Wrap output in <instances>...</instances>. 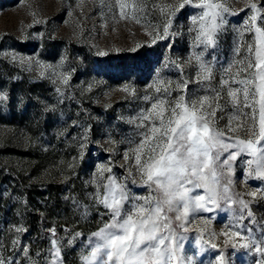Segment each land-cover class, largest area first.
I'll return each mask as SVG.
<instances>
[{
	"label": "snow or ice",
	"instance_id": "6c2138e0",
	"mask_svg": "<svg viewBox=\"0 0 264 264\" xmlns=\"http://www.w3.org/2000/svg\"><path fill=\"white\" fill-rule=\"evenodd\" d=\"M99 3L110 10L118 8L121 19L140 23L151 16L159 21L147 20L152 28L146 31L149 41L137 43L130 51L158 41L171 48L186 27L189 53L183 59L165 57L162 69L144 89L122 87L126 98L136 105L132 115L117 117L132 126L130 134L117 141L107 131V140L101 143L91 139L88 125L75 138L77 155L67 165L72 171L64 182L83 165L89 174L82 181L81 193L63 199L71 202L79 219L87 220L93 212L99 217L96 230L82 242L80 264H198L197 258L210 249L218 251L206 264H234L238 254L250 257L247 264H264V7L246 3L251 14L233 27L237 39L233 57L225 65L216 50L228 31L227 16L236 15L227 0ZM0 59L28 73L38 69L33 79L55 86L56 104H44L45 112H55L66 99H75L70 81L76 69L66 52L55 63L14 49L0 50ZM164 69H174L178 78L164 76ZM86 90L91 91V85ZM10 104L23 107L24 97L0 90V110ZM73 124L80 126L77 121ZM90 144L103 152H109L106 144L125 145L119 154L124 163L111 156L93 158ZM111 152L114 155L117 149ZM117 168L124 174L119 175ZM250 181L258 186L252 189ZM132 186L146 192L138 194ZM9 194L0 192V199ZM254 207L260 211L254 212ZM218 212L227 214L219 230L210 226L215 215H203ZM13 231L17 236L28 231L23 217ZM45 232L49 246L34 255L28 245L12 239V246L19 245L27 264H64L63 251L83 236L74 228L64 229L61 236L55 222ZM190 232L196 233L197 249L192 255L185 246ZM0 264L19 262L0 257Z\"/></svg>",
	"mask_w": 264,
	"mask_h": 264
},
{
	"label": "rangeland",
	"instance_id": "374dc122",
	"mask_svg": "<svg viewBox=\"0 0 264 264\" xmlns=\"http://www.w3.org/2000/svg\"><path fill=\"white\" fill-rule=\"evenodd\" d=\"M251 2L264 7V0H227L236 15L227 16L228 31L216 50L217 57L225 65L233 57L237 39L232 29L239 27L251 14L245 7ZM108 3L112 4L113 0ZM147 20L141 19L137 23L134 19H121L118 8L110 10L99 0H0V50L14 49L24 56L51 63L66 52L76 69L70 81V93L75 99H66L55 112H45L44 104H56L55 86L46 80L35 81L33 77L38 75V69L28 73L0 59V90L23 96L25 100L23 107L10 104L0 110V192L7 190L10 193L0 199V257L27 264L26 258L18 251L19 245L12 246V239L28 245L33 255L37 251L43 252L49 246L45 229L55 222L61 236L65 235L64 229L74 228L83 233L62 253L64 264H80L78 256L82 242H86L87 235L96 230L99 217L93 212L87 220H81L71 202L63 199L70 193H81L82 181L89 174L87 165H83L75 170L76 176L64 182L72 171L67 165L77 155L75 138L88 125H91V139L101 143L107 140L104 135L107 131L117 141L130 134L132 126L117 117L132 115L136 105L126 98L122 87L130 85L137 91L144 89L155 78L157 70L162 69L165 57L183 59L189 53L186 27L171 48L166 46L167 42L158 41L130 51L137 43L149 41L146 31H152V28ZM152 23L159 21L152 20ZM41 33L42 38L37 39ZM245 39L249 36L246 35ZM100 51H107L109 55H96ZM162 74L173 80L178 78L174 69H164ZM89 85L91 91L86 90ZM192 87L190 84L189 88ZM73 121L80 126L74 125ZM105 146L109 152L90 144L93 158L111 156L114 161L124 163L119 154L123 153L125 145ZM112 148L117 149L114 155ZM115 171L124 174L122 169ZM249 185L255 189L258 182L250 181ZM132 187L138 194L146 192L144 188ZM17 197L26 200V205ZM253 211L259 212L260 209L254 207ZM203 215L216 216L210 226L217 230L226 222L225 213ZM21 217L28 231L17 236L13 226L20 224ZM195 235L190 232L185 241L189 255L197 249ZM217 251L210 249L199 256L198 264H206ZM248 259L250 257L238 254L233 261L234 264H247Z\"/></svg>",
	"mask_w": 264,
	"mask_h": 264
}]
</instances>
